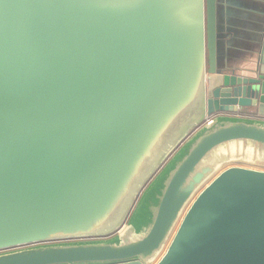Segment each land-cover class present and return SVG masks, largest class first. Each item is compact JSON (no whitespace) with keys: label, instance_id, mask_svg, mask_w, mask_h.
<instances>
[{"label":"water","instance_id":"obj_1","mask_svg":"<svg viewBox=\"0 0 264 264\" xmlns=\"http://www.w3.org/2000/svg\"><path fill=\"white\" fill-rule=\"evenodd\" d=\"M216 53V0H0V264H151L227 165L158 264H264V68Z\"/></svg>","mask_w":264,"mask_h":264},{"label":"crops","instance_id":"obj_2","mask_svg":"<svg viewBox=\"0 0 264 264\" xmlns=\"http://www.w3.org/2000/svg\"><path fill=\"white\" fill-rule=\"evenodd\" d=\"M217 66L252 76L264 68V0H216ZM256 110L225 117L258 119Z\"/></svg>","mask_w":264,"mask_h":264},{"label":"rangeland","instance_id":"obj_3","mask_svg":"<svg viewBox=\"0 0 264 264\" xmlns=\"http://www.w3.org/2000/svg\"><path fill=\"white\" fill-rule=\"evenodd\" d=\"M173 157H174V156H173ZM173 157H172V158H173ZM230 166H232V165H227V166H224V167L220 168V169L216 172V174L213 175L212 178H210L209 181H208L206 184H204V186H203L201 189L198 190V192L194 195V197L191 199V201L187 204L186 208L184 209V211H183V213H182V215H181V217H180V219H179V222H178L177 226L175 227L173 233L171 234V236H170L168 242H167L166 245L164 246L162 252L156 257V259H154V261H153L151 264H158V262L161 260V258L165 255V253L167 252V249L169 248V246H170V244H171V242H172V240H173V238H174V236H175V233H176V231H177L179 225L181 224V221L183 220L185 214L187 213L188 209L190 208L191 204H192L193 201L196 199V197L198 196V194H199V193L203 190V188H204L205 186H207V185H208V184H209V183H210V182H211V181H212V180H213L218 174H220L224 169H227V168L230 167ZM149 193H150V192H149ZM149 193H147L146 196H145V197L143 198V200L141 201V203H140V208H139V209H141V208L143 207V205L145 204V202L147 201V198H148V196H149ZM140 200H141V199H140ZM139 202H140V201H138V203H139ZM132 223H133V222H132ZM133 224H134V223H133ZM78 242H80V241H66L65 243L62 242V243H59V244H52V245H67V244H75V243H78ZM45 246H48V245H45Z\"/></svg>","mask_w":264,"mask_h":264}]
</instances>
